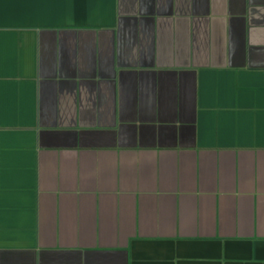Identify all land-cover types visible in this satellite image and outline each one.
Wrapping results in <instances>:
<instances>
[{
    "label": "crops",
    "instance_id": "1",
    "mask_svg": "<svg viewBox=\"0 0 264 264\" xmlns=\"http://www.w3.org/2000/svg\"><path fill=\"white\" fill-rule=\"evenodd\" d=\"M0 264H264V0H0Z\"/></svg>",
    "mask_w": 264,
    "mask_h": 264
}]
</instances>
